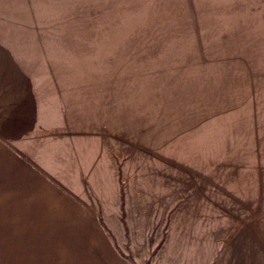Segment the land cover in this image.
<instances>
[{"label":"rangeland","instance_id":"rangeland-1","mask_svg":"<svg viewBox=\"0 0 264 264\" xmlns=\"http://www.w3.org/2000/svg\"><path fill=\"white\" fill-rule=\"evenodd\" d=\"M5 92L92 131L80 182L97 191L100 166L87 196L117 238L169 222L164 248L138 255L200 264L211 245L227 262L238 245L264 264V0H0ZM26 238L13 259H53Z\"/></svg>","mask_w":264,"mask_h":264},{"label":"crops","instance_id":"crops-1","mask_svg":"<svg viewBox=\"0 0 264 264\" xmlns=\"http://www.w3.org/2000/svg\"><path fill=\"white\" fill-rule=\"evenodd\" d=\"M0 100V253H9L8 256L0 254V264H158L156 256L150 261L137 253L163 249L168 240L169 222L158 223V238L146 231L145 239L139 244L135 240L137 233L129 227L127 234L122 231L117 238L103 209L101 220L94 214L87 195L91 193L99 198L107 180H103L99 166L94 176L93 170H87L91 182L93 178L96 182L93 185L97 191L88 190L80 182L86 173V161L92 155V131L70 128L69 122L54 126L52 109L47 113L35 95L13 99L10 92H5ZM53 144L55 149H51ZM99 147L104 150L103 143ZM105 156V162H110L108 154ZM113 176L115 180L116 172ZM83 185V192L74 191ZM29 235L43 237L37 244H47L53 259H13L14 242L23 243L24 237L27 244ZM120 241L127 243L132 261L120 254L126 253ZM214 248L199 247L196 252L203 257L200 264L254 262L251 247L246 250L233 245L228 250L231 257L227 262L219 259V250ZM186 264H196V261Z\"/></svg>","mask_w":264,"mask_h":264}]
</instances>
